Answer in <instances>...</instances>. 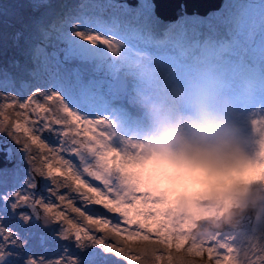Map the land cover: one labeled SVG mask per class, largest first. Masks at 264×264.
<instances>
[{
    "label": "snow or ice",
    "instance_id": "1",
    "mask_svg": "<svg viewBox=\"0 0 264 264\" xmlns=\"http://www.w3.org/2000/svg\"><path fill=\"white\" fill-rule=\"evenodd\" d=\"M197 6L173 0L142 2L135 8L110 5L143 18L142 26L116 17L72 16L54 39L40 28L29 46L32 67L26 74L35 83L16 86L4 73L0 133L18 146V159L27 167L17 164L14 183L0 191V264H97L93 257L101 253L127 264H173L174 250L209 264H264V226L198 236L196 214L162 198L156 183L174 179L188 187L202 206L199 195L214 183L213 177L177 169L161 162L159 154L145 157L143 146L129 151L118 136L117 130L129 119L122 99L133 53L139 57L150 50L171 51L183 56L193 49L221 50L227 45L264 64V0L230 5L222 36L199 37L183 28L186 19L198 21V13L188 16L189 9ZM169 7L180 9L181 23L154 35L147 22L158 21L157 10ZM96 73L105 79L95 78ZM2 151L10 160L12 149ZM2 174L8 176L6 170ZM240 178L250 186H264V171L250 165H244ZM92 205L106 212L97 214ZM38 221L46 227L56 225L52 229L56 241L67 243L52 254L34 252L29 236ZM82 223L94 225L96 231L109 229L122 237L124 246L93 234ZM130 241L160 247L150 255L147 248L136 254ZM72 247L79 251L74 254ZM91 248L100 252L88 251Z\"/></svg>",
    "mask_w": 264,
    "mask_h": 264
},
{
    "label": "rangeland",
    "instance_id": "2",
    "mask_svg": "<svg viewBox=\"0 0 264 264\" xmlns=\"http://www.w3.org/2000/svg\"><path fill=\"white\" fill-rule=\"evenodd\" d=\"M177 1V0H176ZM227 0H223L221 5L219 6L218 9H213L209 10L206 15L198 17V21L194 22L192 19H186L183 21V26L187 30H197L199 33L200 32H205L206 37L208 35H216L219 36L220 32H223L226 29L225 26V20L227 19V16L223 15L222 12L227 9L226 4ZM24 2L30 4V8L33 12L31 17L28 20V23L26 25L20 24H11L10 22L4 23L6 26H10L11 31L9 33V38L11 41L14 43L17 42V46L22 43L21 48H23V52L21 53L20 57H13L9 58L6 62L3 64H0V80L3 79L4 73L7 72L9 80L16 86L21 85L22 83H35V78L29 76L26 74L27 69H30L32 67V62L29 61L28 58V51H29V46L38 38L39 35V29L44 28V22L52 16L53 12L54 14L62 13L64 14V10H67L69 13L68 15H64L66 19H62V22L65 21L67 22L68 19H70L72 16L79 15L84 19H87L90 16L97 15L98 18H102V20H108L112 17H116L119 21L125 22L124 17L119 18V14L116 12V10L112 7L109 13V16L106 17H101L102 15L96 11L95 6L92 8H81L79 3H73V0H63L62 3L59 5L58 8H56L54 11V8H51L52 4H55L57 0H0V19H5L6 16H10L14 14L16 11H20V9L15 6V5H20L23 4ZM153 3L151 0H126L125 5H129L130 7H135L140 3ZM257 2V0H255ZM181 3H184L183 0H181ZM15 10V11H14ZM103 10H106V7L103 6ZM14 11V13H12ZM42 12H45L42 14ZM195 11H193L194 13ZM204 12V11H203ZM196 13V12H195ZM192 13L189 14L188 16L191 17ZM160 19V17H159ZM173 19L174 20H179V23H181V14L179 13H173ZM172 20V19H171ZM128 23V22H127ZM153 26H155L154 21L149 22ZM133 26H138L135 24V22L130 23ZM43 25V26H42ZM26 30V31H25ZM48 30V29H45ZM150 30V29H148ZM19 33V35H17ZM201 36V34H199ZM53 38V37H52ZM54 39V38H53ZM161 52H157L154 50H150L146 53H143L145 55H142L138 57L140 63L137 67H130L127 69V72L125 74V80L127 82V87L126 90L130 89L131 91V100L130 102L131 105L134 106L136 116H140L142 114L143 117L147 118L146 120L148 122L153 121L155 122L153 129L151 131V136L149 139H147L143 145H146L151 141V139L156 140L158 142L159 138V132L158 128L162 125L167 124L169 121L176 119L180 114H189L193 111V107H188L185 102H183L181 99H177L176 101L170 99V103L166 104V97L165 93L162 91L158 92L157 87L153 85L154 83V78L152 77V72L153 69H157L160 66H164V69L167 68H174L175 72H183V74L186 77H191V74H189L188 69H191V66H186L187 65V55L184 54L183 56H180L178 53L174 52H163V55H156L160 54ZM175 56V60H171L169 62V59H160L162 56ZM155 56H158L157 58ZM227 57L224 55H218L212 57V59L208 62V64L202 66V72H206L209 66H212L213 69L207 74V83H215L216 84V79L217 77H213V75H219L220 73L224 72L226 69L228 71V78L225 81L224 86H230L233 83L231 82V73L237 74L240 71V66L238 65L241 61H244L246 66H251V64L259 62L251 57L243 56L240 54L238 57V60L234 62H226ZM173 65V66H172ZM194 65H198L197 61L195 62ZM237 68V71L234 72V69ZM239 70V71H238ZM169 73L166 72L165 76L168 75ZM91 78V76H90ZM130 78H132L130 80ZM100 79H105L104 76H101ZM244 79V77H243ZM130 80V81H129ZM248 79H246V82ZM146 83V84H145ZM151 84V87L147 89V93L143 95L144 97H149L154 99V103L149 104L146 103L145 105H136V102L140 101L138 97V92H140L143 88H145L146 85ZM219 84V83H217ZM165 86L164 81H161L158 84L159 88H163ZM174 86L176 89H179L180 91L182 90L181 84L178 82L174 83ZM219 86V85H218ZM221 88H216L215 90L212 88H208L209 94L205 98V103L212 108L214 111L219 113V115L222 117L223 115L219 112V107L222 102V100L227 99L230 102V110L229 113L222 118L225 119L230 126L232 127L233 130H235L238 126L239 122V112L241 107L238 104V96L233 93L229 92L225 93L222 90L226 89L223 86H220ZM126 93V92H125ZM126 97V94H124L123 99ZM122 99V101H123ZM140 104V103H139ZM156 121H159L157 123ZM263 118H255L253 120H249L250 123H252L251 130L254 131L255 135H257L259 138L264 140V127L256 128L253 127L254 124L256 123H261L263 122ZM118 131V130H117ZM1 136H3L6 140H8L10 147L12 149V152L14 153L13 157V162L10 166L0 168V191H2L7 184L10 186L12 183H14V177H13V169L16 167L17 164H20L21 168H26L27 165L26 163H20L18 157L19 153L16 152L17 145L6 136L5 133H0ZM155 135L156 137H153ZM247 136L246 133L240 136V139L243 142V148H244V138ZM254 141V140H253ZM248 144V143H247ZM158 149L153 148L150 146L148 149V154H159L158 159L160 161L166 160V162L171 163L175 160H177L181 156L180 151H176L171 153L167 159H165V156L160 154ZM35 151V149H34ZM235 149H227L222 152V155L225 158L230 157L231 160H234V154ZM6 170L8 172V176L5 177L2 173L3 171ZM259 170H263V168H259ZM98 183V182H97ZM67 189H61V192H66ZM46 194V193H45ZM77 206L79 205V201L76 202ZM93 208L97 214L100 212H106L104 211L100 206H95L92 205L90 206ZM64 206H60V210H63ZM69 215L75 217V213H70ZM108 216H113L111 213H107ZM78 220L82 221L83 218L77 217ZM82 227H87L89 231H91L93 234L97 236H103L105 237L109 242L111 243H118V246H124L123 245V239L122 237L116 236L114 233H112L109 229H105L104 231H96V227L94 225H86L83 224L81 225ZM56 228V225H51V226H44L42 221L37 222V226L34 227L31 230V235L29 236V245L32 248L34 252H42L45 250H48L49 254H52V252L55 251L56 247L58 245H62L67 243L66 241H56L55 235L52 231V229ZM132 250L134 253L138 254V249L142 247V244H140L138 241H130L129 242ZM71 247V246H70ZM79 250L75 249L72 247V252L75 254ZM90 252H100L99 248H91L88 249ZM206 258V254H205ZM94 260L97 261V264H127L126 261H123L122 259H117L111 254H102L100 256L93 257Z\"/></svg>",
    "mask_w": 264,
    "mask_h": 264
},
{
    "label": "clouds",
    "instance_id": "3",
    "mask_svg": "<svg viewBox=\"0 0 264 264\" xmlns=\"http://www.w3.org/2000/svg\"><path fill=\"white\" fill-rule=\"evenodd\" d=\"M228 47L226 45L221 50ZM131 60V67L140 63L135 53ZM192 107L191 113L180 114L161 127L158 142L165 149L175 148L181 152V156L171 162L175 168L208 173L214 183L200 193L199 199L203 202L200 206L188 187L174 179H158L156 183L162 198L196 214L200 220L196 231L198 236L264 226V187L250 186L240 178L244 165L222 156L227 149L243 150L242 140L204 101L194 100ZM159 247L142 245L138 250L147 248L150 255ZM171 255L173 264H209L207 260L175 250Z\"/></svg>",
    "mask_w": 264,
    "mask_h": 264
},
{
    "label": "bare ground",
    "instance_id": "4",
    "mask_svg": "<svg viewBox=\"0 0 264 264\" xmlns=\"http://www.w3.org/2000/svg\"><path fill=\"white\" fill-rule=\"evenodd\" d=\"M63 0H57L55 4L49 5L51 8H54L53 11L59 7V5L62 3ZM73 3H79L81 8H92L95 6L96 11H98L102 16L101 17H108L110 10L112 7L110 5H125L126 0H73ZM248 2H255V0H227L226 6L227 9L222 12L223 15L227 16V10L230 5L236 4V3H248ZM211 5V3H208ZM103 6L106 7V10H103ZM208 6V5H206ZM136 7V6H135ZM132 7V8H135ZM116 12L119 14V18H125L124 21L127 23L135 22L138 26H142L146 23V21L143 18H137L135 13H127L124 9L121 8H114ZM205 8L202 6L197 7L194 9V11H201ZM45 12H42V14ZM68 11L64 10V14H52L47 20L44 22L45 29H48V31L51 32L52 37L55 38L57 33V29H61L67 25V22L63 21L62 19H66L65 16L68 15ZM173 13H179L177 8H161L157 10V15L160 17L158 21H154L155 26L152 28V24L147 22V27L150 29V31L154 35H159L165 30H167V27L169 25H177L180 24L179 20L173 19ZM65 15V16H64ZM87 19H100L97 17V15L90 16ZM102 19V18H101ZM108 19V18H107ZM172 19V20H171ZM69 20V19H68ZM43 26V25H42ZM183 26V23H182ZM184 28V26H183ZM185 29V28H184ZM186 30V29H185ZM195 31L198 35L201 34L199 37H206L205 32H198L197 30H187V32L191 33ZM227 30L220 32L219 36H222L226 33ZM51 37V38H52ZM164 53L161 52L160 54L156 55H163ZM218 55H224L227 57L228 63H232L236 60H238V57L240 56V53L238 49L229 46L227 50H212V49H193L192 51L188 52L187 57V65L191 66V69H188L189 74H191V77H186L183 72H175L174 68H165L164 66H160L157 69H153L150 74H152V77L154 78L155 87H157L158 92L162 91L165 93L166 97V104L170 103V99L176 101L177 99H181L188 107H192V102L194 100H202L205 102V98L209 94L208 88L216 89L221 88L220 86H223L226 89H223L222 91L225 93L233 92L235 93L238 98V104L241 107L239 112V122L237 128L234 130L237 135L240 137L244 133L247 134V136L244 138V141L248 143V148H243L241 151L235 150L233 156V161H239L243 165H250L251 167H254L256 169L263 168L262 171H264V140L259 138L257 135H255L254 131H252L250 128L252 126V123L249 122V120H253L255 118H263L264 119V64H261L260 62H256L251 64V66H246L244 61H241L238 65L240 66V71L235 74L231 73V82L233 83L230 86H224L226 79L228 78V71L227 69L220 73L218 76L213 75V77H217L216 84L215 83H207V74L213 69L212 66H209L206 72H202V66L208 64V62L212 59L214 56ZM156 58L158 56H155ZM172 59H169V62ZM197 61L198 65H194ZM257 61V60H256ZM173 66V65H172ZM236 72L237 68L234 69ZM127 72V70H126ZM168 72L169 74L165 76V73ZM101 76H104L103 73H96L95 78L100 79ZM244 77V79H243ZM93 77H89V79H92ZM132 78H130L131 80ZM246 79L248 81L246 82ZM129 80V81H130ZM164 81L165 86L163 88H159L158 84ZM178 82L181 84L182 90L176 89L174 86V83ZM219 83V84H217ZM146 84V83H145ZM219 85V86H218ZM151 87V84L145 86L140 92H138V97L140 101L138 103L136 102V105H145L146 103L152 104L154 103L153 98L144 97L147 93V89ZM126 97L123 99L122 103L126 110V112L129 114V119L118 129V136L122 137L125 141V145L128 148L129 151H138L140 146H143V156L150 157L153 156V154H148V149L150 146L153 148L158 149L157 151L165 156V159L173 153L176 152L177 149H165L160 144L156 142V140L151 139L149 143L146 145H143V143L150 138L151 131L153 129V126L155 122L150 121L148 122L145 117L136 116L135 108L130 102L131 100V91L130 89L126 90ZM140 103V104H139ZM135 104V103H134ZM229 111L226 112L228 114ZM34 118V117H33ZM163 126V125H162ZM160 126L158 129V132L160 133ZM253 127L260 128L264 127V121L259 123H256L253 125ZM45 136H48V133H44ZM153 137H156L153 135ZM50 139H54V137H50ZM254 140V141H253ZM223 156V155H222ZM224 159L231 160L230 157ZM163 163H168L166 160L161 161ZM253 187L261 188L264 187L262 185H253ZM105 211V210H104ZM113 215V214H112Z\"/></svg>",
    "mask_w": 264,
    "mask_h": 264
},
{
    "label": "trees",
    "instance_id": "5",
    "mask_svg": "<svg viewBox=\"0 0 264 264\" xmlns=\"http://www.w3.org/2000/svg\"><path fill=\"white\" fill-rule=\"evenodd\" d=\"M17 6L20 11H14L12 15L6 16L5 19H0V64L6 62L9 58L20 57L23 52V48H21L22 43L17 46V42L14 43L9 38V33L11 31L10 26H6L4 23L10 22L11 24H22L26 25L28 23L29 18L33 14L30 8V4L24 2ZM26 31V30H25Z\"/></svg>",
    "mask_w": 264,
    "mask_h": 264
},
{
    "label": "water",
    "instance_id": "6",
    "mask_svg": "<svg viewBox=\"0 0 264 264\" xmlns=\"http://www.w3.org/2000/svg\"><path fill=\"white\" fill-rule=\"evenodd\" d=\"M183 1H184V3H186V2L193 3L194 2L195 4L198 5L197 7H199V6L204 7L205 8L204 10L196 11V13H198L199 15L204 16V15H206V13L209 10L218 9L223 0H183ZM152 2H159V0H152ZM173 2L174 3H181V0H177V1L173 0ZM208 3H211V5ZM206 5H208V6H206ZM197 7L189 9L188 14L193 13L194 9H196ZM177 10H178V12H180L179 8H177ZM4 147H8L11 149L8 140H6L3 136L0 135V168L10 166L13 162V157H14V154L12 152L11 159L6 160L5 155L2 151V149Z\"/></svg>",
    "mask_w": 264,
    "mask_h": 264
}]
</instances>
